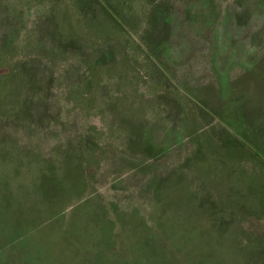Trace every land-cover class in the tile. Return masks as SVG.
I'll list each match as a JSON object with an SVG mask.
<instances>
[{
    "label": "rangeland",
    "instance_id": "1",
    "mask_svg": "<svg viewBox=\"0 0 264 264\" xmlns=\"http://www.w3.org/2000/svg\"><path fill=\"white\" fill-rule=\"evenodd\" d=\"M0 264H264V0H0Z\"/></svg>",
    "mask_w": 264,
    "mask_h": 264
}]
</instances>
